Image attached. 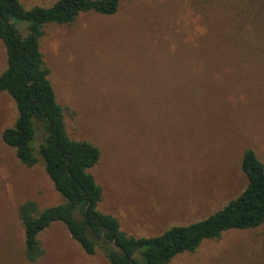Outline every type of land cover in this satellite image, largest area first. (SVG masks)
<instances>
[{"label":"rangeland","instance_id":"obj_1","mask_svg":"<svg viewBox=\"0 0 264 264\" xmlns=\"http://www.w3.org/2000/svg\"><path fill=\"white\" fill-rule=\"evenodd\" d=\"M56 1L19 0L26 10ZM39 47L68 136L100 152L89 171L102 190L98 210L127 236L203 220L245 189L246 150L264 164V0H124L112 16L44 26ZM16 118L0 92V264H108L60 223L38 235L43 255L26 261L19 206L42 211L63 199L41 160L26 167L2 143ZM169 264H264V223Z\"/></svg>","mask_w":264,"mask_h":264},{"label":"trees","instance_id":"obj_2","mask_svg":"<svg viewBox=\"0 0 264 264\" xmlns=\"http://www.w3.org/2000/svg\"><path fill=\"white\" fill-rule=\"evenodd\" d=\"M122 1L57 0L48 8L26 10L19 0H0V41L6 54L0 92L11 98L17 111L14 125L1 132V141L26 167L41 160L55 192L63 199L62 204L42 211L32 201L19 206L28 263L43 255L38 235L54 223L62 224L87 256L99 251L108 264H169L177 255L195 252L204 241L264 223V164L252 150L243 153L240 165L247 181L245 189L198 222L173 226L156 237L134 238L120 229L115 217L98 210L102 190L89 171L99 162L100 152L92 143L68 136L39 39L46 25H69L85 13L112 16ZM19 23L26 27L24 36Z\"/></svg>","mask_w":264,"mask_h":264}]
</instances>
